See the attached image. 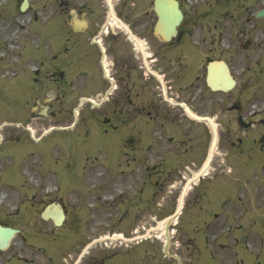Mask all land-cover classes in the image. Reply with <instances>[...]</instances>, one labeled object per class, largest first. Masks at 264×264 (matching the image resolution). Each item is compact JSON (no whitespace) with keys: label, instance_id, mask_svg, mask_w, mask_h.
<instances>
[{"label":"flooded vegetation","instance_id":"1","mask_svg":"<svg viewBox=\"0 0 264 264\" xmlns=\"http://www.w3.org/2000/svg\"><path fill=\"white\" fill-rule=\"evenodd\" d=\"M54 1L58 15L49 16L51 22L33 16L26 48L0 47V116L30 120V144L36 135L41 141L44 132L75 122L77 138L82 139L83 131L86 145L72 164L52 160L53 172L51 160L28 161L29 167H41L38 172H52L46 186L53 190H44L39 181L37 188L30 189L29 182L28 190L14 192L12 199H26V217L19 207L0 204V224L19 230L6 248H0V264H147L144 242L120 250L114 248L111 236L116 231L130 236L145 229L148 213L173 211L186 182L206 161L210 125L188 116L183 104L215 119L220 135V152L209 161L213 173L190 187L188 205L193 215L202 218L188 226L204 232L203 249L218 264L227 259L242 263L236 249L241 247L239 240L226 234L232 228L225 222L222 167L234 159V149L248 157L256 151L254 163L264 178V160L258 155V151L264 155V143L258 142V131H252L254 135L245 131L257 129V123L264 126L263 119L253 118L263 103L254 95L259 83L264 84V16L256 17L254 12L264 7V0H203L200 6L196 0L193 8L190 0H178L183 15L168 40L153 33L155 14L147 9L135 13L139 7H151L153 0H116V6L128 12L124 20L140 43L124 33L121 51L114 32L99 34L102 19L89 17L85 30L78 27L82 7L94 0ZM27 10L30 21V0ZM12 26L10 15L1 26L0 39L12 35ZM220 63L226 64L234 79L229 90H213L208 84L207 76L220 83L213 77ZM109 87L115 91L107 96L106 111H80L75 116L73 104L86 89L95 95ZM2 134H17L19 139L29 135V128L4 127ZM43 146L50 145L44 142ZM19 151L11 148V153ZM149 166L155 168V179L148 194V175L138 180L139 175H131L130 170ZM257 178L252 177L258 182ZM55 204L62 216L59 225L42 218V211ZM251 228L262 229L264 223L253 222ZM257 241L251 240L254 264L264 259ZM176 250L188 261L194 252L200 253L195 239H178Z\"/></svg>","mask_w":264,"mask_h":264},{"label":"rangeland","instance_id":"2","mask_svg":"<svg viewBox=\"0 0 264 264\" xmlns=\"http://www.w3.org/2000/svg\"><path fill=\"white\" fill-rule=\"evenodd\" d=\"M1 1H2V5H4V7L3 8L0 7V11H2L3 16H4V11H5L6 7L11 6L12 3H14L15 1H18V0H1ZM31 2H32V5H33V8H37L38 6L40 7L41 4H43L44 0H31ZM54 9L57 10L58 7L55 6ZM32 13H33V9L31 8L30 9V14H32ZM42 13H38V16L42 15ZM93 13L94 14H97V15H101L102 14V7L101 6L95 7ZM131 14H132V12H131ZM14 22L17 25V24H20L19 22H21V21L19 19H17V20H14ZM24 30L25 29L22 30L21 28H19L18 31H17V34H24L25 33ZM259 97H264V88H260L259 89ZM94 99H97V98L94 97ZM84 106L86 107V109L91 110V108H90L91 105L89 106L88 104H85ZM106 108H107L106 103H103V106L101 107V109L102 110H106ZM1 120H2V118L0 116V121ZM21 120L24 121L25 119H21ZM73 133L74 132H71L70 134H73ZM84 144H85V141H82L79 138L73 137V139L69 143V146L66 149V152L61 156V158L66 159L67 162H68V164H72L74 162V160H76L77 157H78V150ZM24 146L25 147H28V149H30V142L29 143L25 142L24 143ZM6 148H7V145L6 144L0 145V151L5 150ZM2 153H5V152H2ZM4 156L5 157L3 158V162H2L3 166L1 168V174H2V176H4V174L6 173V169H7L8 165L11 164L10 156H7V155H4ZM242 159L245 160L244 158H242ZM263 160H264V158H263ZM236 164L238 166L239 163H236ZM40 168L41 167H38V166H30V175L32 173H34L35 175L41 176L43 173L37 171ZM52 168L53 167H51V169ZM24 169H25L24 174H27L28 175L29 174L28 169L26 167H24ZM138 169H139V178H137L138 180H140L142 178V176H144L145 174L148 175L147 178L149 180L150 179H153L154 176H155L154 175V173H155L154 169L155 168L153 166L147 167L146 170H142V168H138ZM67 171L70 174L72 172V168H69ZM132 171L134 173H136V169H133ZM255 172L256 171H255L254 168H252L250 170H247L245 172H242V173L239 172V174L242 176V179L240 180V179H238L239 177H237L236 180H235V182L241 184V186H239V188L236 191H234L233 195L234 196L235 195L242 196V207H245V209L241 213H239L237 215L236 220H234V222L236 224H241L242 229H243L242 236H243L244 233H249L250 232V229L251 228H250L249 224L252 222L251 220L254 218V215H255V214H253L255 211L254 210H251V208H249L248 205H247L250 202V198L252 200L253 199V196L255 197V193L254 192H256V191H260L259 192L260 195H264V191H263V189H264V182L263 181L264 180L262 179V177H261L260 174H258L257 172L255 173ZM254 173L256 175H258V178H257L258 179V182L252 181L250 179L251 176ZM34 178L35 177H33V179ZM31 180L32 179H30V189H31V187L32 188H35L34 185H33V182ZM38 181H39V179L36 180V181H34V182H38ZM40 181H42V180L40 179ZM241 181H245L244 182V187H246L247 184H249V187H250V189L252 191L253 196L250 194L249 189L243 188V182H241ZM246 181H247V183H246ZM250 182H253V184H254L253 186H255V184H257L259 186V190H257V189L256 190H253V187L251 188ZM4 188H5L4 190H8V187L7 186H5ZM4 194H5V192H4ZM9 196H11V195H9ZM9 196H7V197H5L3 199V203L2 204L5 205V203L7 202L6 199ZM20 207L22 208V210H24V215L26 217V212H27V208L26 207H27V203L26 202H22V204L20 205ZM261 208H260V211H262L264 209V204L261 205ZM260 213H262V212H260ZM191 214H192V209L189 208V207H186L184 209V211H183V214L181 215L180 225L184 226L186 223H188ZM229 217L230 216H227L228 220H229ZM153 218H155V215L154 214H152L151 216H150V214H147L146 215V225H147V228H149L151 226H154V224L156 222V219H153ZM30 221L33 222L34 220L33 219H30ZM229 222H230V220H229ZM147 230H149V229H147ZM147 232L149 233L148 235H146V237H147L146 238V242H147V245H146L147 259H146V262H147V264H175L174 261H172L173 263H171L167 259H164L163 256L161 255V253L159 252V250L157 249V248H159V247L162 246V242H163V239H164V236L162 234V231L161 230H154V231L153 230L152 231L149 230ZM170 233H172V229L171 228H170ZM232 233H236V231H234ZM23 234L24 235H27V231L26 230H23ZM159 236H161V238ZM176 239H177V237L174 238V239H172L171 242H170V245H171L170 251L171 252H176L175 251V247L176 246L174 245V241ZM196 241H197V243H201L202 242V237L200 235H197ZM116 248L121 250L122 248H124V246H116L115 249ZM153 248H155L158 252H155L153 250Z\"/></svg>","mask_w":264,"mask_h":264},{"label":"water","instance_id":"3","mask_svg":"<svg viewBox=\"0 0 264 264\" xmlns=\"http://www.w3.org/2000/svg\"><path fill=\"white\" fill-rule=\"evenodd\" d=\"M264 12V11H263ZM262 13V12H261Z\"/></svg>","mask_w":264,"mask_h":264}]
</instances>
